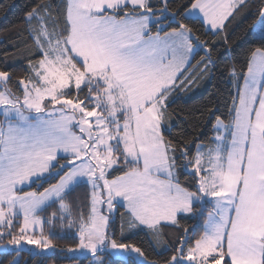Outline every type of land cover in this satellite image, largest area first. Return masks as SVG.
Here are the masks:
<instances>
[{
    "label": "snow or ice",
    "instance_id": "obj_1",
    "mask_svg": "<svg viewBox=\"0 0 264 264\" xmlns=\"http://www.w3.org/2000/svg\"><path fill=\"white\" fill-rule=\"evenodd\" d=\"M246 7L248 0H194L169 13V0H161L156 16L150 0H65L55 15L49 3L28 11L40 58L29 60L15 91L9 72L0 71V246H14L17 257L25 244L55 248L44 229L65 217L41 213L57 202L69 212L68 198L85 183L92 207L80 218L77 247L91 253L92 264H110L105 257L113 250L136 253L138 264H158L139 247L111 239L98 205L111 212L114 202H126L129 228L145 225L159 242L162 221L179 227L177 215L196 212L208 197L215 207L203 233L182 239L164 264H264V48L251 53L230 123L217 117L215 146L204 153L198 145L188 160L199 176L195 191L179 183L178 146L161 130L169 95L188 80L181 77L193 41L203 43L185 20L198 10L218 29ZM257 14L264 40V0ZM161 17L175 26L153 34L150 24ZM180 156L187 159V151ZM117 171L122 175L107 178ZM45 173L59 181L43 191L18 187L39 183Z\"/></svg>",
    "mask_w": 264,
    "mask_h": 264
},
{
    "label": "trees",
    "instance_id": "obj_2",
    "mask_svg": "<svg viewBox=\"0 0 264 264\" xmlns=\"http://www.w3.org/2000/svg\"><path fill=\"white\" fill-rule=\"evenodd\" d=\"M192 2L194 0H169V13L177 9L182 11L185 5L190 8ZM40 3L52 5L55 15L57 11H63L65 0H0V71L9 72L10 85L14 90L18 80L28 72L29 60L35 62L40 58L25 23L26 13ZM150 3L156 16H161L158 10L161 7V0H150ZM260 3L261 0H248V7L238 12L234 11L224 28L218 32L208 30L200 19L185 20L203 43L193 41L195 53L181 77L183 79L186 76L188 80L176 87L168 97V110L166 119L162 122V134L166 140L178 146L175 153L178 157L177 177L181 186L187 187L190 191H195L199 176L193 175L194 172L191 171L193 165L189 164L188 160L195 157L198 145H207L213 141L217 117L227 123L231 121L234 114L231 111L233 99L237 97L238 87L243 86L251 53L256 48H264V40L261 36H255L253 31L254 22L259 18L257 13ZM169 13H165L164 16H169ZM170 24L175 26L170 18L161 17L159 24L154 22L150 27L153 34L160 30L163 35L165 31H170ZM182 150L187 151V159L180 156ZM63 162L65 161L61 160V163ZM117 175H122V172H110L108 179H114ZM58 181L59 176L51 175L39 183L23 188V191H43ZM68 201L71 203L70 215L65 216L61 213L58 202L41 213L45 218L50 217L53 212L65 217L63 220H54L52 225H46L44 229L58 250L41 253L27 246L21 251L19 264H66L78 259L70 257L66 249L78 246L79 238L74 227L80 223L81 216L87 219L90 214L89 184L82 183L76 186ZM206 203V207L197 204L195 206L197 211L190 215L179 216V227L163 224L162 238L166 246L162 250L156 249L150 237L152 233L146 228L127 234L122 233V225L127 223V213L123 206H119L116 217L110 220L109 234L112 233L118 242L139 247L148 259L164 264L175 254V249L179 247L182 239L190 238L189 242H192L203 233L208 212L211 211V204L207 201ZM69 220L73 221L72 227L68 226ZM14 258L16 259L17 255L13 249L0 246V264H9ZM106 260L110 264H138L134 258L124 260L108 257Z\"/></svg>",
    "mask_w": 264,
    "mask_h": 264
},
{
    "label": "rangeland",
    "instance_id": "obj_3",
    "mask_svg": "<svg viewBox=\"0 0 264 264\" xmlns=\"http://www.w3.org/2000/svg\"><path fill=\"white\" fill-rule=\"evenodd\" d=\"M255 31H256V33H255L256 36L261 35L260 34L261 33L260 32V29L256 25H255ZM9 87H11L10 84H9ZM2 120H3V116L0 115V121H2ZM51 175H55V173H53ZM51 175H49V173H45L44 174V177L42 179L48 178ZM175 175L177 176V170H176V168H175ZM32 179L35 180L34 177ZM32 184L33 183L29 184V183L26 182L24 185H20L18 187H20V188L23 189V188H26V187H30ZM89 186L91 188V185H89ZM91 192H92V188H91ZM214 199L215 198L208 197V198H205V200L201 203V207H203V206L206 207V205H205V204H207L206 201L211 204V207L212 208H211V211L208 212V217H209V213H213L214 214V207H215V205H213V203H212V201H214ZM114 203H115V207H114V209L111 212L108 211L106 204L105 205H98L97 206L98 208H100L102 214L105 215L108 218V225H107L106 231H107V233H108V235H109V237L111 239H114V238H113L112 233L109 234V226H110L109 223H110V220L111 219H114L116 217L120 205H123V207L125 208V211L127 213V223H126V225L123 223V225L125 227L122 225V233L123 234H127L128 232H136L139 229H144L145 230V228H146L145 225H139V224L135 228H129V220L131 219V217H130V215L128 213V208H127L126 202H124V201L121 200L120 202H114ZM91 207H92V204L90 206V214H91ZM190 214H192V213H186V214H183V215H190ZM63 215L67 216V215H69V212H63ZM208 217H207V220H208ZM21 222H22V218H21ZM74 229H75L76 234H77V236L79 238V223L77 224L76 227H74ZM146 229H148V228H146ZM38 232H39V230L37 229V234H38ZM150 237H151V240L154 243V246L156 247L157 250H162L166 246L165 243H164L165 241L163 240V238H161V240L158 242L153 237L152 234H150ZM27 246L33 247V248L37 249L38 251H40L41 253H52V252H55V251L58 250L57 247L52 248V249L41 250L40 248L36 247L35 245H29V244H25L24 245V248H27ZM13 247L14 246H7L5 248H11V249H13ZM73 249H76V250L73 251V252H69L68 249H66V252L68 253V255L70 257H75V258H78V259H76L74 261H71V262H68L66 264H92V262L94 261V258L92 257L91 253L88 250H81L78 247H75ZM110 257H112V258H121V259H124V260H129L130 258H134L137 262H139V260L142 259L141 257H138L136 253L133 252V253L129 254L127 251H124V250H119V251L113 250V255H111ZM107 258L108 257L106 256L105 259H107ZM16 260L19 261L20 260V256L17 257ZM82 260H84V261H82Z\"/></svg>",
    "mask_w": 264,
    "mask_h": 264
},
{
    "label": "crops",
    "instance_id": "obj_4",
    "mask_svg": "<svg viewBox=\"0 0 264 264\" xmlns=\"http://www.w3.org/2000/svg\"><path fill=\"white\" fill-rule=\"evenodd\" d=\"M191 18H197V19H200V20L204 23V25L206 26V28H207L208 30H210V31H212V32H218V31H221V30L224 28V26H225L226 22L228 21V19L230 18V16H229L226 20H224V22H223V27L218 28V29H212L211 26H210L209 24L205 23V22H204V18H203V14H202V13H199L198 10H196V15L193 16V17H191ZM154 22H156V21H155V18H153V22L150 24V26H151ZM253 31H254V35H255V33H256V31H255V26H254V30H253ZM260 34H261V33H260ZM255 36H256V35H255ZM259 36H261V35H258L257 37H259ZM194 53H195V49H194V51H193V53H192V55H191V57H190V61H189V64H188L187 68L189 67V65H190V63H191V61H192V59H193ZM187 68H186V69H187ZM233 115H234V114H233ZM224 123H225V124H228V123H230V122L227 123V122L224 121ZM216 124H217V121H216ZM216 124H215V130H216ZM161 130H162V129H161ZM219 134H221V135H226V133L224 132V130H223L222 128L220 129ZM217 135H218V132H217V130H216V133H215V135H214V138H215ZM214 138H213V141H212L211 143L207 144V145H206V144H200V146H201V151H202V152L207 153V150H208L209 147H214V146H215V145H214ZM196 152H197V150H196ZM191 171H192V172L195 171L194 167L191 168ZM202 174H203V173H201V175H202ZM212 203H213V205H214V201H212ZM120 206H123V205H120ZM211 208H212V207H211ZM183 214H186V213H179V214L177 215V219H178L179 216H181V215H183ZM161 224H162V225H163V224L171 225L170 222H166V221H162ZM145 227L147 228V226H145Z\"/></svg>",
    "mask_w": 264,
    "mask_h": 264
}]
</instances>
